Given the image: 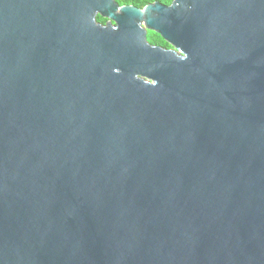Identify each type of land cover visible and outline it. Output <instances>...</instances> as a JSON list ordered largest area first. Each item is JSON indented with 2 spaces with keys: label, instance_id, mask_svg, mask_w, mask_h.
Returning <instances> with one entry per match:
<instances>
[{
  "label": "water",
  "instance_id": "obj_1",
  "mask_svg": "<svg viewBox=\"0 0 264 264\" xmlns=\"http://www.w3.org/2000/svg\"><path fill=\"white\" fill-rule=\"evenodd\" d=\"M0 264H264V0H0Z\"/></svg>",
  "mask_w": 264,
  "mask_h": 264
},
{
  "label": "trees",
  "instance_id": "obj_2",
  "mask_svg": "<svg viewBox=\"0 0 264 264\" xmlns=\"http://www.w3.org/2000/svg\"><path fill=\"white\" fill-rule=\"evenodd\" d=\"M172 1L173 0H171V2L169 3V2H166V0H117V3L120 6H134V7H137L139 9H143L146 6L154 4L156 2H160L164 5H171ZM97 21L102 23V24L107 23V19H104L100 16L97 17ZM149 40L159 42L162 40V38L158 34H156L154 32H150ZM151 44H156V45H163L164 44L165 46H168L167 43H151Z\"/></svg>",
  "mask_w": 264,
  "mask_h": 264
},
{
  "label": "flooded vegetation",
  "instance_id": "obj_3",
  "mask_svg": "<svg viewBox=\"0 0 264 264\" xmlns=\"http://www.w3.org/2000/svg\"><path fill=\"white\" fill-rule=\"evenodd\" d=\"M150 32H152V31H148V43H150V44L151 43H167L168 44V42H166L164 39H162L159 42L149 40V34H150ZM151 45H153V46H159V47H162V48H165V49H168V50H171L173 48L171 45L169 46V44H168V46L156 45V44H151Z\"/></svg>",
  "mask_w": 264,
  "mask_h": 264
},
{
  "label": "rangeland",
  "instance_id": "obj_4",
  "mask_svg": "<svg viewBox=\"0 0 264 264\" xmlns=\"http://www.w3.org/2000/svg\"><path fill=\"white\" fill-rule=\"evenodd\" d=\"M98 17H99V16H98ZM100 17H101V16H100ZM102 18H103V17H102ZM104 19H105V18H104ZM107 22H108V19H107ZM105 24H107V23H105ZM105 24H104V25H105ZM163 45H164V44H163ZM164 46H165V45H164ZM169 46H170V45H169Z\"/></svg>",
  "mask_w": 264,
  "mask_h": 264
},
{
  "label": "clouds",
  "instance_id": "obj_5",
  "mask_svg": "<svg viewBox=\"0 0 264 264\" xmlns=\"http://www.w3.org/2000/svg\"><path fill=\"white\" fill-rule=\"evenodd\" d=\"M166 2H169V3H170V2H171V0H166Z\"/></svg>",
  "mask_w": 264,
  "mask_h": 264
}]
</instances>
